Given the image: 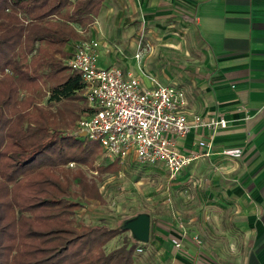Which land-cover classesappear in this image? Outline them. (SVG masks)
Masks as SVG:
<instances>
[{"label":"crops","instance_id":"1","mask_svg":"<svg viewBox=\"0 0 264 264\" xmlns=\"http://www.w3.org/2000/svg\"><path fill=\"white\" fill-rule=\"evenodd\" d=\"M112 9L127 14L118 22L133 33L127 40L106 37ZM75 29L73 40H98L99 66L115 64L143 85H177L188 118L225 120L174 138L178 150L197 155L170 183L192 172L201 199L197 238L183 234L170 254L181 264H264V0H102L94 20Z\"/></svg>","mask_w":264,"mask_h":264},{"label":"trees","instance_id":"2","mask_svg":"<svg viewBox=\"0 0 264 264\" xmlns=\"http://www.w3.org/2000/svg\"><path fill=\"white\" fill-rule=\"evenodd\" d=\"M101 3L0 0V264L132 263L134 242L103 249L121 228L73 223L78 201L67 198L69 174L76 178L75 194L99 193L80 169L72 173L64 165L90 164L97 142L64 131L42 109L34 106V114L17 98L21 86L37 81L46 84L50 101L77 97L79 73L65 71L60 57L64 44L78 37L75 27L89 25ZM116 165L110 160L99 169Z\"/></svg>","mask_w":264,"mask_h":264},{"label":"rangeland","instance_id":"3","mask_svg":"<svg viewBox=\"0 0 264 264\" xmlns=\"http://www.w3.org/2000/svg\"><path fill=\"white\" fill-rule=\"evenodd\" d=\"M112 10L114 12L110 13L109 19L111 27L106 37L109 42L116 43L115 37L125 33L127 40L133 33L131 31L128 33L126 28L118 24L126 20L127 14L120 15L118 10ZM138 18L143 23L140 16ZM134 21L131 20L127 24H132ZM116 23L120 30L116 28ZM72 42L70 39L63 46L64 54L60 57L62 64H65V55L70 50ZM134 56L138 57V52L134 53ZM68 70L66 68L65 71ZM47 97L46 84L41 81L30 82L18 89L17 98L21 101L22 107L34 114L36 113L35 107H39L43 114L55 122H60L59 128L75 135L77 133L76 119L84 106L80 91L77 97L70 102L50 101ZM61 118L65 123L60 121ZM109 161L108 158H102L100 149H97L90 164L73 160L65 163L64 166L68 167L72 173L75 169H80L88 180L94 182L99 193L98 197H80L75 194L76 178L69 174L70 193L67 198L78 201L72 215L73 223L76 225L103 223L119 228L126 219L137 213L145 212L149 216V235L146 241H137L129 229L122 227L113 240L110 238L109 244V239L107 244L105 242L103 249L107 251L122 242L127 244L134 242L131 264H181L182 259L179 256H172L169 247L173 244L177 249L179 246H176L175 242L180 244L183 234L189 238H197L198 234L192 228V216L195 213L196 203L201 199L197 188V177L191 172L170 183L172 179H168L166 169L161 164L141 163L129 157L117 163L116 166L107 167L105 170L99 169L100 165ZM184 257L187 258L186 261H192L191 255ZM215 257L223 261V257ZM235 258L230 256L231 260Z\"/></svg>","mask_w":264,"mask_h":264},{"label":"built area","instance_id":"4","mask_svg":"<svg viewBox=\"0 0 264 264\" xmlns=\"http://www.w3.org/2000/svg\"><path fill=\"white\" fill-rule=\"evenodd\" d=\"M72 41L64 60L69 70L79 73L84 101L76 132L97 142L102 158L117 163L127 157L141 163H159L168 179H173L197 155L178 150L174 138L184 136L196 125L212 129L225 125L222 117L208 122L188 118L183 111L184 91L177 85L154 78L151 85H143L115 64L99 66L98 40L84 37ZM197 143L210 147L204 139Z\"/></svg>","mask_w":264,"mask_h":264},{"label":"water","instance_id":"5","mask_svg":"<svg viewBox=\"0 0 264 264\" xmlns=\"http://www.w3.org/2000/svg\"><path fill=\"white\" fill-rule=\"evenodd\" d=\"M122 227L129 229L137 241H146L149 235V216L145 212L137 213L126 219L119 228Z\"/></svg>","mask_w":264,"mask_h":264}]
</instances>
